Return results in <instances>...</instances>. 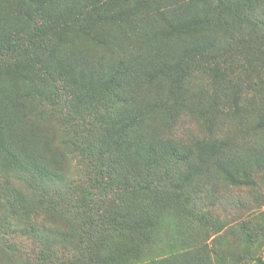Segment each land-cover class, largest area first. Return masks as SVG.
<instances>
[{
  "label": "rangeland",
  "instance_id": "374dc122",
  "mask_svg": "<svg viewBox=\"0 0 264 264\" xmlns=\"http://www.w3.org/2000/svg\"><path fill=\"white\" fill-rule=\"evenodd\" d=\"M13 5L0 0V25L13 22ZM70 6L81 22L63 42L36 30L0 58L4 144L46 171L26 175L0 152V264H108L127 251L133 260L112 264H264V165L252 164L264 153V0H49L45 9ZM123 12L124 22L105 19ZM195 18L193 34L158 35ZM198 48L206 52L190 54ZM52 51L74 71L123 61L126 72L114 88L87 91L57 77ZM123 114L136 117L127 131L117 127ZM221 141L252 184L229 185L201 165V149ZM169 148L177 155L162 159ZM191 166L198 175L182 184ZM131 220L139 230L115 225Z\"/></svg>",
  "mask_w": 264,
  "mask_h": 264
},
{
  "label": "trees",
  "instance_id": "16d2710c",
  "mask_svg": "<svg viewBox=\"0 0 264 264\" xmlns=\"http://www.w3.org/2000/svg\"><path fill=\"white\" fill-rule=\"evenodd\" d=\"M49 0H14V5L7 13L12 23L0 25V58H4L6 55H10L15 51L19 46H23L22 41H28L27 36L30 32L36 30H42V35L44 33L50 35L56 41L62 42L65 40V31L68 29L74 28L79 21L77 12L73 9L74 7H64L59 12L50 11L45 9ZM244 3L258 4L260 0H240ZM68 6V5H66ZM72 8V9H71ZM0 11V16H1ZM40 14V24H35L37 15ZM130 13H116L105 19L109 22L117 23L124 22L130 16ZM201 23L199 19L195 18L180 24H168L166 30L159 31V36L168 38L173 36H182L193 34L197 31V26ZM64 38V39H63ZM206 52L204 48H198L190 52L192 55H202ZM51 58L55 64V71L58 78L61 80H66L70 85L74 87H81L87 91H104L111 88H114L118 85L119 80L123 75H125L126 68L123 61L116 62L112 64L106 71H97V70H78L74 71L69 67L65 62L61 61L55 56V53L51 52ZM16 71L6 70L5 74H15ZM179 81V80H178ZM128 122L122 124L121 121H117V127L119 130H129L136 123V117L128 116L123 114L122 116ZM258 129L264 132V114L260 118L259 123L256 126ZM119 131V132H120ZM225 144L221 142H216L213 145L208 146L207 148H202L200 151V160L201 165H205L208 162L213 163L218 172L224 177L225 181L232 186L239 185H250L252 184L251 175L246 170H239V162L235 158H230L225 155L224 148ZM135 148L138 149L135 144L129 142L126 144V149ZM145 153L142 148L139 149V152ZM0 152L3 157L6 159L7 163L18 167L22 173H25L29 176H45V168L39 164H29L23 165L20 159L13 154L9 148L4 144L3 140V127L0 120ZM152 154L157 153L156 148L153 146L148 147V151ZM177 155L176 149L169 148L165 151L161 158L165 159L167 157H175ZM255 171H258L264 165V153L260 154L253 158L252 161ZM198 175V169L196 167L187 168L186 173L181 175L182 184H190L195 180ZM115 225L118 229H127L129 231L139 230L137 222L129 221H115ZM28 231L32 237L37 236L41 228L33 227L32 223H28ZM15 246L13 250L15 251ZM134 251H127L123 255H118L115 258L104 259L105 263L112 264L115 262H127L128 260H133Z\"/></svg>",
  "mask_w": 264,
  "mask_h": 264
}]
</instances>
